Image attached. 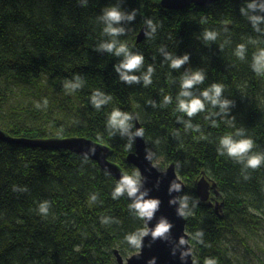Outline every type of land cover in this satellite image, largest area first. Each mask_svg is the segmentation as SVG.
<instances>
[{"label": "trees", "instance_id": "16d2710c", "mask_svg": "<svg viewBox=\"0 0 264 264\" xmlns=\"http://www.w3.org/2000/svg\"><path fill=\"white\" fill-rule=\"evenodd\" d=\"M160 2L0 0V80L42 88L47 78L59 96L47 109L31 110L36 119L29 125L6 116L0 97V128L15 138L92 139L111 147L110 160L132 175L137 170L126 158L135 150L136 115L154 160L174 164L186 184L180 200L189 198L184 212L195 261L227 264L226 233L264 224V163L247 165L249 156H264V4L223 0L177 12ZM110 7L125 17L135 13L113 24L123 30L118 35L105 32L102 17ZM206 32L215 38L206 39ZM113 42L112 51L102 47ZM121 45L144 57L129 73L137 81L122 80L117 71L125 59L116 55ZM185 55L184 64L171 67ZM195 72L203 81L183 88ZM213 85L222 88L215 104L203 95L215 97ZM93 95L106 101L99 109ZM194 99L204 107L189 116L180 104ZM114 109L131 116L126 132L109 127ZM225 136L251 139L253 147L230 156ZM203 174L217 184L218 213L215 203L202 204L196 194ZM117 183L88 158L0 142V264H115L116 250L124 259L138 253L125 237L145 222L129 208L126 192L113 199Z\"/></svg>", "mask_w": 264, "mask_h": 264}, {"label": "water", "instance_id": "95a60500", "mask_svg": "<svg viewBox=\"0 0 264 264\" xmlns=\"http://www.w3.org/2000/svg\"><path fill=\"white\" fill-rule=\"evenodd\" d=\"M221 1L223 0H161L160 6L164 10L182 12L192 6L207 8ZM244 1L264 4V0ZM145 37L146 27L140 32L137 42L141 43ZM135 127V150L127 156L126 161L138 171L141 178L140 192H147L145 199H158L160 201L159 209L156 211L153 219L148 222L147 227L149 229L154 228L161 218H166L172 227L169 233L166 234V238H158L154 241L151 235L144 237L139 252L126 260L116 250L114 254L117 263L149 264V261L154 259L155 264H195L190 237L186 231L187 221L184 216L180 215V197L186 188V184L179 177L174 164H171L163 172L154 166L153 154L147 142L143 136L136 135L141 130V125L136 115ZM0 142L29 149L70 152L96 162L101 170L117 181H120L122 175L125 174L119 165L110 160L113 154L112 148L92 139L82 137L48 139L15 138L0 128ZM174 182L181 184L179 190L173 188ZM195 191L202 204H207L209 207L214 205L212 194L217 195V184L207 179L204 174L196 183ZM173 201L175 202L173 203ZM218 205L219 203L216 204V213L219 211ZM182 238L185 240L184 244L180 242Z\"/></svg>", "mask_w": 264, "mask_h": 264}, {"label": "clouds", "instance_id": "9594fccd", "mask_svg": "<svg viewBox=\"0 0 264 264\" xmlns=\"http://www.w3.org/2000/svg\"><path fill=\"white\" fill-rule=\"evenodd\" d=\"M254 7V6H250ZM135 13L131 16L125 17L121 11L117 7H110L105 9L103 20L107 22V27L105 28V32L111 35H118L122 32V29L113 27V24L119 23L122 19H133ZM151 25V21L148 22ZM155 31V28H153ZM206 39H214V34L211 32H206ZM102 47L107 49L108 51H112L115 47V42L104 44ZM124 54L125 59L122 64L117 66V71L121 73V79L128 81L129 83L133 81H137L138 77L135 75H129L133 70H137L143 63L144 57L142 55L131 53L125 45H121L116 49V55ZM264 57V54H262ZM171 59V57H169ZM189 57L185 55L182 59H172L171 67L179 68L182 64H184ZM152 72V68H149V73ZM203 75L200 72L193 73L190 77L183 79V88L188 89L191 88L194 84L203 81ZM145 83H151V80L148 75L144 77ZM75 87V86H74ZM211 91L215 93V97H209V92L205 91L203 95L206 98L212 99L213 104L217 103V97L220 96L222 88L219 85H213ZM183 95H188L187 92H184ZM167 100V98H166ZM92 101L95 104L96 108L99 109L101 104L105 103V99H100L97 95H93ZM226 103V102H225ZM204 107L203 103L199 99H194L190 103H181L180 108L187 112L189 116L194 115L198 111L202 110ZM131 119L129 114L122 113L119 109H114L109 114L108 124L110 128H118L122 129L125 132L130 127L128 121ZM136 135H144V130L141 129L136 133ZM222 144L227 149V152L230 156L233 157H241L247 155L253 147V141L251 139H242L239 141H234L231 137L225 136L222 139ZM126 150L130 149V145L125 147ZM94 151V149H93ZM262 163H264V156L253 155L249 156L247 159V165L253 169L259 168ZM155 166V165H154ZM141 178L139 176L138 171H135L132 175L123 174L120 181H118L115 192L113 193V199L118 198L123 195L125 192L128 197L133 198V203L129 205V208L134 210V214L145 222V228L139 229L134 233H131L125 237L126 241L135 249H140L142 247V242L144 237L151 235L152 239L155 241L158 238H166V234L169 233L172 225L167 221L166 218H161L156 226L152 229L147 227L148 222H150L156 211L159 209L160 201L158 199H145L147 196V192H140L141 188ZM173 188L179 190L181 188L180 183H173ZM15 190V189H14ZM188 197L185 196L181 198V209L180 215L185 218L189 215L184 212V208L187 207ZM175 201H173L174 203ZM39 214L46 216L48 214V204L45 202L44 204L39 205ZM181 244L185 243V240L181 239ZM149 264H155V260H150ZM205 264H215L212 260H205Z\"/></svg>", "mask_w": 264, "mask_h": 264}, {"label": "rangeland", "instance_id": "374dc122", "mask_svg": "<svg viewBox=\"0 0 264 264\" xmlns=\"http://www.w3.org/2000/svg\"><path fill=\"white\" fill-rule=\"evenodd\" d=\"M42 88L35 83H28L19 79H9L6 76L0 80V97H2V110L6 116H19L25 121L26 125L35 122V117L31 110L47 109L50 102L57 100V93H53L51 85L47 78L40 83ZM58 92V91H57ZM156 168L163 172L170 166L164 160H154ZM223 258L227 264H264V224L256 228L243 227L233 234H227L221 244ZM193 257H194V248ZM139 252V251H138ZM127 257L125 258L128 259ZM195 258V257H194ZM197 264V261H195ZM115 264H118L115 261Z\"/></svg>", "mask_w": 264, "mask_h": 264}, {"label": "flooded vegetation", "instance_id": "af4514ba", "mask_svg": "<svg viewBox=\"0 0 264 264\" xmlns=\"http://www.w3.org/2000/svg\"><path fill=\"white\" fill-rule=\"evenodd\" d=\"M214 201H215V200H213V203H215ZM215 204H217V202H216Z\"/></svg>", "mask_w": 264, "mask_h": 264}]
</instances>
